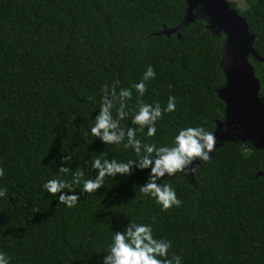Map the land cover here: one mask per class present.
<instances>
[{
  "label": "trees",
  "instance_id": "1",
  "mask_svg": "<svg viewBox=\"0 0 264 264\" xmlns=\"http://www.w3.org/2000/svg\"><path fill=\"white\" fill-rule=\"evenodd\" d=\"M228 2L246 19L262 57L248 61L264 100V0L243 9ZM185 7V0H0V250L10 264H96L110 229L127 220L151 223L156 238L171 242L169 254L182 255L181 264H264V149L252 142L224 140L208 161L194 162L192 173L163 178L181 200L164 211L139 192L147 170L106 177L72 208L41 187L58 175L64 157L68 180L104 151L134 158L88 129L101 85L130 87L148 64L156 76L139 100L163 107L174 95L176 108L157 121L155 136L137 133L143 142L170 144L176 128L203 124L214 131L223 120V31L210 30L195 8L179 37L159 34L182 20ZM136 103L133 90L129 105ZM129 123L130 116L121 121ZM85 171V178L95 174Z\"/></svg>",
  "mask_w": 264,
  "mask_h": 264
},
{
  "label": "clouds",
  "instance_id": "2",
  "mask_svg": "<svg viewBox=\"0 0 264 264\" xmlns=\"http://www.w3.org/2000/svg\"><path fill=\"white\" fill-rule=\"evenodd\" d=\"M155 76L154 67L148 64L141 77L130 87L117 89L118 81L112 85H101L98 111L93 116L94 123L88 129L91 136L98 138L104 145H122L125 150L130 149L134 158L118 160L104 151L100 156L91 158L90 164L84 160V167L72 171L70 180L64 178L70 171L65 163L69 158H61L56 170L58 175L44 180L41 185L45 192L65 207L72 208L84 193H95L103 186L106 177H127L133 171L147 170L145 181L139 185V192L154 199L161 211L180 206L181 200L175 188L163 182V178L173 177L177 173L187 176L194 171L195 160L208 161L210 153L215 150L216 137L213 129L207 130L203 124H198L176 128L170 144L143 142L137 133L143 132L146 137L155 136L157 121L176 108L174 95H168L163 107L157 101L148 103L139 100L146 92V82ZM133 90L137 94L134 107L129 105ZM129 116L130 123L122 125L121 121ZM86 168L95 174L85 178ZM4 175L5 171L0 167V177ZM75 185L80 186L79 191L74 190ZM4 195L5 189L0 187V197ZM110 231V242L106 250L100 253L102 255L97 257L96 264H181L182 255L169 254L171 242L163 237L156 238L151 223L127 220L119 230ZM10 261L11 257L0 250V264H10Z\"/></svg>",
  "mask_w": 264,
  "mask_h": 264
},
{
  "label": "water",
  "instance_id": "3",
  "mask_svg": "<svg viewBox=\"0 0 264 264\" xmlns=\"http://www.w3.org/2000/svg\"><path fill=\"white\" fill-rule=\"evenodd\" d=\"M185 2L182 20L173 28L164 27L159 34L174 33L179 37L180 31L194 21L193 10L198 8L207 19V27L222 30L225 35L220 61L225 85L217 90L225 103V114L223 120L216 121L214 147L224 140L238 138L264 149V100L259 97V81L248 61V56L256 60H262V57L252 45L253 35L249 32L246 19L230 7L227 0ZM259 174H264V167Z\"/></svg>",
  "mask_w": 264,
  "mask_h": 264
},
{
  "label": "rangeland",
  "instance_id": "4",
  "mask_svg": "<svg viewBox=\"0 0 264 264\" xmlns=\"http://www.w3.org/2000/svg\"><path fill=\"white\" fill-rule=\"evenodd\" d=\"M227 1L235 2L237 4V6L239 7V9L240 8L243 9L247 5V3L249 2V0H227Z\"/></svg>",
  "mask_w": 264,
  "mask_h": 264
}]
</instances>
